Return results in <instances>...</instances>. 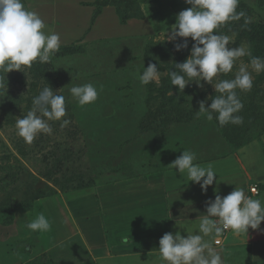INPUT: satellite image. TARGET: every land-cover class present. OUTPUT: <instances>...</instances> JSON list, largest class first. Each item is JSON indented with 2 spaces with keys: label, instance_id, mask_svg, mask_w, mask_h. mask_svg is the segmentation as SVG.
Segmentation results:
<instances>
[{
  "label": "rangeland",
  "instance_id": "rangeland-1",
  "mask_svg": "<svg viewBox=\"0 0 264 264\" xmlns=\"http://www.w3.org/2000/svg\"><path fill=\"white\" fill-rule=\"evenodd\" d=\"M240 1L250 7L253 20L264 24V0ZM102 2L116 4L103 7L92 20L93 11ZM23 3L40 14L46 30L60 35L61 47L50 63L34 62L20 71L0 73L8 81L7 89H0V264H167L159 254V234L164 233L155 223L160 216L157 210L167 204L173 216L180 211L172 208L179 207L175 208L174 201L170 205L160 197L155 200L152 194L132 196L134 190H130L127 194L131 195L126 196L130 207H126L124 218L119 189L155 179L157 172L169 169L183 150L195 152L196 162L228 157L214 161L217 176L206 193L197 185L201 211H206V202L214 200L216 194L223 198L236 186L245 190L254 180L264 181V135L241 152L242 167L238 170V161L232 155L240 149L225 142L214 117L208 121L205 115H197L201 101L207 100L205 106L210 107L208 97L216 95L213 85L201 81L203 87H198L192 82L183 93L176 86H164L166 81L171 84L167 73L176 60L183 63L194 43L189 37L188 48L176 51V44L183 43L184 38L168 40L178 14L191 7L185 0ZM121 13L127 15L124 21ZM219 32L232 37L229 47L247 45L252 56L264 58V43L248 41L235 28ZM241 60L249 64L250 57ZM149 64H155L162 75L159 83L142 85L137 73ZM239 65L237 61L232 72L218 74L214 82L233 79ZM249 71L253 75L252 90H237L244 105L240 112L243 124L248 127L254 124L255 116H261L262 111L264 115V71L256 73L250 66ZM85 83L102 91L94 103L82 107L72 98L70 88ZM47 86L66 97L65 119L71 123L61 129V121H50L53 134L41 133L31 147L27 144L30 148L24 149L27 157H23L17 152L21 137L15 128L16 119L27 114L33 97ZM261 123L260 119L249 133L257 134ZM163 177L166 180L170 174ZM80 181L91 187L62 192ZM186 188L194 191L190 185ZM39 190L44 195L36 199ZM183 198L185 205L194 201L193 195L192 200ZM254 198L264 202V194ZM196 208L195 222L191 210L181 214L191 230L199 224ZM41 212L49 219L51 229L32 232L26 225ZM144 213V217L138 216ZM152 227L159 230L152 231ZM262 229L264 222L257 230ZM255 231L249 228L247 235L235 234L239 241L231 247L233 250L225 246L227 237L214 246L225 264H264V253L253 244ZM258 234L262 249L264 234ZM253 249L257 250L254 254ZM152 250L158 253L150 254Z\"/></svg>",
  "mask_w": 264,
  "mask_h": 264
},
{
  "label": "clouds",
  "instance_id": "clouds-1",
  "mask_svg": "<svg viewBox=\"0 0 264 264\" xmlns=\"http://www.w3.org/2000/svg\"><path fill=\"white\" fill-rule=\"evenodd\" d=\"M240 0H185L190 8L181 11L173 25L169 41L184 38L176 44V51L188 48L187 38L194 41L190 56L183 63H176L175 71H169L171 85L180 93L192 82L203 87L201 81L213 85L216 95L201 101L197 115L203 114L208 121L213 113L221 126L229 123L243 124L240 113L244 107L238 91L250 92L253 88V75L264 71V58L252 56L249 46L229 47L232 37L219 32L221 26L244 18L245 25L250 21L244 11H237ZM43 18L35 10L25 6L23 0H0V73L20 71L22 67H31L34 62L50 63L53 55L61 47V37L54 31H48ZM250 57L249 64L241 58ZM237 61L238 71L233 79H221L214 82L218 74L232 72ZM162 73L155 64H149L143 72L137 73L142 85L159 83ZM6 76L0 74V89H7ZM102 91V88L99 90ZM97 87L92 83L72 86L70 93L80 106L94 103L99 96ZM60 92V91H59ZM44 87L32 99V107L26 115L16 119L17 135L31 145L41 134H53L50 121H61L60 128H66L71 121L67 116L66 97ZM169 95H173L170 90ZM197 154L183 150L168 167L187 173L188 180L200 185L206 193L217 176L211 164L202 166L196 163ZM206 215L199 219L198 232H188L186 238L179 232L175 235L165 233L159 240L160 257L167 264H225L220 252L214 247L225 230L236 235H247L249 228L259 229L264 222V202L247 195L243 187H235L225 197L215 195L214 200L206 202ZM26 227L32 232L44 233L51 229V223L41 212ZM206 237L208 239H206Z\"/></svg>",
  "mask_w": 264,
  "mask_h": 264
},
{
  "label": "crops",
  "instance_id": "crops-1",
  "mask_svg": "<svg viewBox=\"0 0 264 264\" xmlns=\"http://www.w3.org/2000/svg\"><path fill=\"white\" fill-rule=\"evenodd\" d=\"M262 136L260 137L259 140L252 141L251 143L260 141L262 139ZM251 143H249V144L245 145L244 147L240 148V150L236 153V155L235 154L232 155V158L235 159L236 162L238 161L237 163L234 162L235 166L237 167V169L238 168L240 169V166L242 167V160L240 159L241 152H243L244 149L248 145H250ZM227 158L228 157L219 159V158L216 157V159L215 158L214 159L211 158L212 160H210V159L201 160V161L196 162V163L206 167L208 164L213 165L214 161L215 162H219V161L225 160ZM238 163H239V167H238ZM178 172H179L178 169H172V168L167 169L166 168L163 171L157 172V174L158 173L159 174L156 177H155L156 172L153 173L154 177H155V179L153 178V180L151 179L149 181H143V182H139L138 181L135 184L131 183L134 186L132 188H131L130 184H127L126 186L123 185V187L120 188V189L118 188L120 190V192L123 193V196H122L123 204L121 203V205H120L122 207L121 209H122V212H123V217L125 218V215L127 213V208L126 207H130V204L127 203L129 200L126 198V196L127 195L130 196L131 193L127 194V191L134 190L132 196H135L137 194L136 196L141 195V196L150 197V194H152V195L155 196V198H156L155 200H157L160 197L163 202H165V203L167 202L170 205L172 204V201H174L175 202V208L177 209L179 207V209L178 210H174L172 208V211H180L179 214L177 212L176 215L170 216L171 207H168L167 204H166V206L160 205L161 207H164V208H161L160 210L166 211V214H163L160 210H157L160 213V216H158L159 218L156 221L154 220L155 223L159 225V228H161L160 232H162L164 234L168 233V232H171L174 235H175V233L179 232L185 238H186L188 232L196 234L198 232V225L199 224H197V225L195 224V227L192 230H191L192 226L188 229L187 226H186L187 225V220L181 214L182 213L183 214L188 213L191 210V212H193V215H194L193 216V219H194L193 222H195L196 219H197V216L194 213V206L198 207V209H199V211H197V208H196V211L198 212V218L201 215H206L207 212L205 210L201 211V194L198 192V188H197L198 184H195L194 182L189 181L186 172L182 173V174L179 173L177 175ZM165 174H170V177L168 179H166V180L163 177V176H165ZM246 176H247V173H245L244 177H246ZM174 180L176 182H174ZM258 184H264V181L254 180V181H252V183H248L246 188H245V192L247 193V195H249L252 198H254V197H257L259 194H261V195L264 194V192H259V194L257 196H255V195L250 193L251 186L252 185H256L257 186ZM186 185H190L191 187H193L194 191H189L188 192V188H186ZM192 192H195L196 194L195 195L191 194ZM183 195L187 198V201L189 199H191V197L193 195L194 201L190 202L187 205H185L184 204V198H183L184 196ZM150 200L153 201V199H151V198H150ZM138 204L139 203H137L136 205H138ZM138 216L139 217H144L145 213H144L143 216H142V214H139ZM183 222H185V224H184L185 227H182L180 225ZM198 223H199V219H198ZM152 228H153V229H151L152 231H154L156 229L159 230L158 227L157 228L152 227ZM151 230H148V231L152 232ZM231 232H232L231 230L228 232V235H227V238H226L227 240L225 241V243H226L225 246H228L227 250H233L231 247H233L239 241V238L237 239L235 237V234L233 232L232 233ZM258 233H263L264 234V229L256 230L253 233V237H255V240H256V241L254 240L253 244H257V250L258 251L261 250V253H264V248H262V249L259 248L260 247V243L258 242V240H259V237H258L259 234ZM164 234H159V235H161L159 238H162V236ZM153 236H155V233L153 234ZM229 240H231V241L228 242ZM216 250H219V248H217ZM257 250L254 251V249H253V251H252L253 254L255 252H257ZM155 253H158V251H154V250L150 251V254H155ZM250 253H248V255H247V258L249 256V259H247L248 262H249L250 257H251ZM234 254H235V252H234Z\"/></svg>",
  "mask_w": 264,
  "mask_h": 264
},
{
  "label": "trees",
  "instance_id": "trees-1",
  "mask_svg": "<svg viewBox=\"0 0 264 264\" xmlns=\"http://www.w3.org/2000/svg\"><path fill=\"white\" fill-rule=\"evenodd\" d=\"M262 1V0H261ZM126 3V2H124ZM97 4V3H96ZM112 4H116L115 2H102L101 4H99L98 7L95 8V10L93 11V16H92V20L95 19L99 14L100 11L103 7L108 6V5H112ZM133 4V2H132ZM96 6V5H95ZM244 11L246 13L247 18L249 19V23L247 25H245V20L244 18H241L240 21H236V22H229L224 26H221V30L223 31H227V30H231L233 28L242 31V35L244 38H246L248 41H257L259 43H264V24L259 23L256 20H253L252 18V11L250 9V7L248 5H246L243 2H239V6L237 11ZM121 16V20L124 21L127 18L126 14H120ZM264 50V48H262ZM179 63V60L177 59L175 64ZM175 64L173 65V67L170 69V71H175L177 70L175 68ZM39 65V64H38ZM38 67V66H37ZM38 71V70H37ZM164 86H166L165 88H170L172 85L170 83H168V81H166L164 83ZM239 115H241V113H238ZM261 116H255V118L253 119L255 122L253 125H250L251 128L255 129L256 126V122H258L260 119L262 121L261 125L262 127L259 129L258 133L254 135V133L252 132L249 133L250 131V127L245 126L244 124L242 125H234V124H227L224 126H221L219 124V122L216 120V114L213 113V117H214V122L215 125L217 127V129L219 130L222 138L225 140V142L231 146L232 148H235V150H238L242 147H244L245 145L251 143L252 141H257L260 139V137L264 134V115H263V111L260 113ZM23 138H21L20 145L19 148L17 149V152L19 154H21V156L23 157H27V155L24 153V149L30 148L27 146V143H25V141L23 140ZM27 146V148H25ZM89 184L84 183L82 181L78 182L75 187H71L69 190H64L62 192H74V191H79V190H85L88 189ZM257 188L259 190V192H264V184H258ZM44 193L43 191H37L36 194L34 195V198L38 199L39 197L43 196Z\"/></svg>",
  "mask_w": 264,
  "mask_h": 264
},
{
  "label": "built area",
  "instance_id": "built-area-1",
  "mask_svg": "<svg viewBox=\"0 0 264 264\" xmlns=\"http://www.w3.org/2000/svg\"><path fill=\"white\" fill-rule=\"evenodd\" d=\"M250 193L253 194V195H258V194H259V191H258V188H257L256 185H254L253 187L250 188ZM229 231H230V230H225L223 236L220 237L221 239L219 238V241H220V242H219L218 244H215V243H214V245H215V246L220 245V244L224 241V239L227 237Z\"/></svg>",
  "mask_w": 264,
  "mask_h": 264
}]
</instances>
